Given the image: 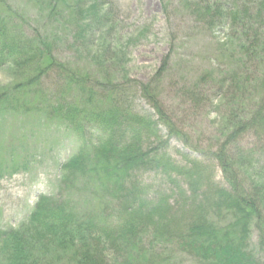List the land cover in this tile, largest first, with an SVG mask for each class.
<instances>
[{
	"label": "trees",
	"instance_id": "16d2710c",
	"mask_svg": "<svg viewBox=\"0 0 264 264\" xmlns=\"http://www.w3.org/2000/svg\"><path fill=\"white\" fill-rule=\"evenodd\" d=\"M82 1L49 0L48 22L58 6L61 26L86 35L106 14L102 0H87V8ZM182 10L209 28L230 29L237 44L227 50L236 70L220 82L231 99L221 147L183 164L168 143L187 136L157 94L168 67L141 83L63 63L55 56L60 39L29 31L24 12L0 0V69L17 72L0 90V123L39 112L76 145L54 192L38 198L21 226L0 227V264H264L251 243L258 230L264 250V177L247 178L264 173V0H185ZM131 91L143 95L157 120L135 112ZM249 135L262 149L240 144ZM0 151V173H16L13 160L21 156ZM152 172L169 188L141 179Z\"/></svg>",
	"mask_w": 264,
	"mask_h": 264
},
{
	"label": "rangeland",
	"instance_id": "374dc122",
	"mask_svg": "<svg viewBox=\"0 0 264 264\" xmlns=\"http://www.w3.org/2000/svg\"><path fill=\"white\" fill-rule=\"evenodd\" d=\"M7 1L27 16L29 31L37 28L45 35L53 34L60 39L55 56L63 63L98 75L107 72L119 81L141 83L152 82L161 68L168 67L158 83V99L187 136V142L178 137L169 138L168 151L175 161L183 164L188 156L203 159L210 148L215 151L221 147L220 132L231 110V99L226 87L220 90V82L228 71L236 70L234 61L227 57L230 54L227 50L236 44L231 41L230 29L209 28L199 22L182 10L185 0H102L100 7L106 17L94 20L92 30L86 35L75 37L66 26H61L58 6L52 22H48L49 0ZM73 1L69 2L72 6ZM86 2L82 1L81 6L87 8ZM65 3H60L61 7H66ZM16 75L10 66L0 69V90L12 84ZM129 98L136 113L158 119L141 93L131 91ZM58 129L57 123L48 122L39 112L0 123L3 136L0 149L3 147L6 155L21 156L13 160L19 164L16 173L9 170L0 173V177L10 174L0 178L1 228L21 226L38 198L54 192L61 165L76 147L72 135L60 133ZM162 133L168 136L163 127ZM240 144L246 149L263 147L253 135L246 136ZM211 165L215 167L217 182L223 184L221 169L214 162ZM258 176L264 177V173L253 170L247 174L251 181ZM141 179L154 184L157 190H164L163 183L169 188L153 172L142 174ZM260 235L255 230L251 243L264 258V250L259 246ZM178 264L192 263L182 258Z\"/></svg>",
	"mask_w": 264,
	"mask_h": 264
}]
</instances>
